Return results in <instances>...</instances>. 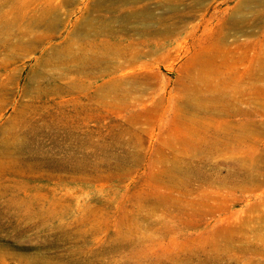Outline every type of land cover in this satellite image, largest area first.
Wrapping results in <instances>:
<instances>
[{
  "label": "rangeland",
  "instance_id": "obj_1",
  "mask_svg": "<svg viewBox=\"0 0 264 264\" xmlns=\"http://www.w3.org/2000/svg\"><path fill=\"white\" fill-rule=\"evenodd\" d=\"M0 264H264V0H0Z\"/></svg>",
  "mask_w": 264,
  "mask_h": 264
},
{
  "label": "bare ground",
  "instance_id": "obj_2",
  "mask_svg": "<svg viewBox=\"0 0 264 264\" xmlns=\"http://www.w3.org/2000/svg\"><path fill=\"white\" fill-rule=\"evenodd\" d=\"M30 42V41H29ZM24 44V43H23Z\"/></svg>",
  "mask_w": 264,
  "mask_h": 264
}]
</instances>
